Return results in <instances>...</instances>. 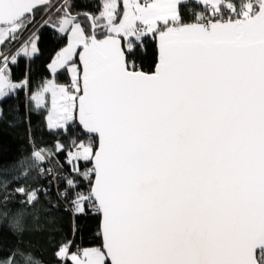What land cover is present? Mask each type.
Returning a JSON list of instances; mask_svg holds the SVG:
<instances>
[{
  "label": "snow or ice",
  "instance_id": "obj_1",
  "mask_svg": "<svg viewBox=\"0 0 264 264\" xmlns=\"http://www.w3.org/2000/svg\"><path fill=\"white\" fill-rule=\"evenodd\" d=\"M43 27L64 43L31 92L11 65L39 54ZM21 89L70 145L34 148L23 174L59 180L74 216L100 220L99 246L69 240L58 257L264 264V0H97L83 13L71 0H0V103ZM61 152L66 175L44 166ZM16 192L29 205L48 195Z\"/></svg>",
  "mask_w": 264,
  "mask_h": 264
},
{
  "label": "trees",
  "instance_id": "obj_2",
  "mask_svg": "<svg viewBox=\"0 0 264 264\" xmlns=\"http://www.w3.org/2000/svg\"><path fill=\"white\" fill-rule=\"evenodd\" d=\"M71 2L73 12L83 13L94 11L97 0ZM41 16L38 14L37 20ZM39 35V54L31 59L23 57L11 65L12 80L23 81L27 77L31 92H35L43 80L51 78L47 65L64 43L51 27L40 28ZM150 43L153 46L148 49V55L141 53L137 60L143 63L145 70L149 64L154 67L156 59L154 42ZM56 79L66 83L63 74ZM46 98L49 100V96ZM0 109V264H70L57 256L59 247L69 240L74 245L70 251H75L77 246H99V218L91 211L87 215L74 216L69 203L72 194L69 193L68 200L57 196V188L63 189L59 180L49 184L35 169L24 175L20 167L22 161L26 162V168L31 163L34 148H53L57 140L69 145V138L47 128V110L34 106L29 90H18L0 103ZM57 159L63 164L62 170L57 167ZM44 166L64 175L70 167L63 152ZM21 184L28 188L43 187L48 195H41L31 205L21 203L24 197L16 192Z\"/></svg>",
  "mask_w": 264,
  "mask_h": 264
},
{
  "label": "built area",
  "instance_id": "obj_3",
  "mask_svg": "<svg viewBox=\"0 0 264 264\" xmlns=\"http://www.w3.org/2000/svg\"><path fill=\"white\" fill-rule=\"evenodd\" d=\"M61 1H62V0H54V1L52 2V4H53V5H59V4L61 3ZM41 21H42V16L37 20V24L41 23ZM14 46H16V45H14Z\"/></svg>",
  "mask_w": 264,
  "mask_h": 264
},
{
  "label": "crops",
  "instance_id": "obj_4",
  "mask_svg": "<svg viewBox=\"0 0 264 264\" xmlns=\"http://www.w3.org/2000/svg\"><path fill=\"white\" fill-rule=\"evenodd\" d=\"M49 101H50V96H49ZM34 106H35V104H34ZM50 106V105H49ZM36 107V106H35ZM37 108V107H36Z\"/></svg>",
  "mask_w": 264,
  "mask_h": 264
},
{
  "label": "rangeland",
  "instance_id": "obj_5",
  "mask_svg": "<svg viewBox=\"0 0 264 264\" xmlns=\"http://www.w3.org/2000/svg\"><path fill=\"white\" fill-rule=\"evenodd\" d=\"M61 2H62V1H61ZM48 70H49V69H48ZM49 72H50V71H49ZM32 103H33V104H35V102H34V101H32Z\"/></svg>",
  "mask_w": 264,
  "mask_h": 264
},
{
  "label": "water",
  "instance_id": "obj_6",
  "mask_svg": "<svg viewBox=\"0 0 264 264\" xmlns=\"http://www.w3.org/2000/svg\"><path fill=\"white\" fill-rule=\"evenodd\" d=\"M99 227H100V220H99Z\"/></svg>",
  "mask_w": 264,
  "mask_h": 264
}]
</instances>
